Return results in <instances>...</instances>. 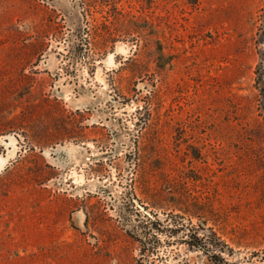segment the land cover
Segmentation results:
<instances>
[{
  "label": "rangeland",
  "instance_id": "rangeland-1",
  "mask_svg": "<svg viewBox=\"0 0 264 264\" xmlns=\"http://www.w3.org/2000/svg\"><path fill=\"white\" fill-rule=\"evenodd\" d=\"M263 21L0 0V264H264Z\"/></svg>",
  "mask_w": 264,
  "mask_h": 264
},
{
  "label": "trees",
  "instance_id": "trees-1",
  "mask_svg": "<svg viewBox=\"0 0 264 264\" xmlns=\"http://www.w3.org/2000/svg\"><path fill=\"white\" fill-rule=\"evenodd\" d=\"M262 27H263V29H262ZM260 28H261V30L263 31V32L261 33V35L264 36V21H263V25H262ZM262 80H263L262 76L259 75V78L257 79V85H258V86H257V89L260 91V94H259V96H258L259 99H260L259 102H260V101L262 102V101H263V97H264V86H260V85H262V84H261V82H259V81H262ZM258 87H259V88H258ZM259 130H261V131L263 132V131H264V125L261 124V125L259 126Z\"/></svg>",
  "mask_w": 264,
  "mask_h": 264
},
{
  "label": "bare ground",
  "instance_id": "bare-ground-1",
  "mask_svg": "<svg viewBox=\"0 0 264 264\" xmlns=\"http://www.w3.org/2000/svg\"><path fill=\"white\" fill-rule=\"evenodd\" d=\"M5 162L0 158V169L4 167Z\"/></svg>",
  "mask_w": 264,
  "mask_h": 264
},
{
  "label": "water",
  "instance_id": "water-1",
  "mask_svg": "<svg viewBox=\"0 0 264 264\" xmlns=\"http://www.w3.org/2000/svg\"><path fill=\"white\" fill-rule=\"evenodd\" d=\"M2 159V158H1ZM3 160V159H2ZM5 162V160H3Z\"/></svg>",
  "mask_w": 264,
  "mask_h": 264
}]
</instances>
